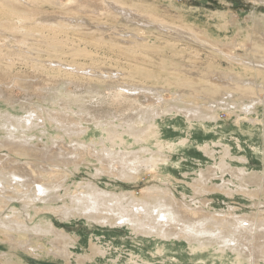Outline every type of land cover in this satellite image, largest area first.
Returning <instances> with one entry per match:
<instances>
[{
  "label": "rangeland",
  "instance_id": "rangeland-1",
  "mask_svg": "<svg viewBox=\"0 0 264 264\" xmlns=\"http://www.w3.org/2000/svg\"><path fill=\"white\" fill-rule=\"evenodd\" d=\"M52 1H41L38 4L36 2L33 5L29 1H22L19 5L8 6L0 0V164L5 163L8 170H15L24 175V179L27 182L30 181V177L33 175L36 178L41 177L40 179L46 180L50 184L48 181L49 172L65 171L67 178L62 185L64 187L68 186L70 192L81 189L79 184H87L89 182L101 189L115 190L116 192H132L135 196H141L148 187L161 186L174 197L176 203L183 209L197 210L199 215L218 218L225 215L229 218V213V219L232 221L234 220L233 216L236 218L239 215H246L253 221L258 218V230H264V182L260 183V179H264V85L261 86L260 84L264 82V77L259 79L260 82L257 85V92L259 93L256 94L257 100H246L242 99L240 94H232L234 98L240 100L235 110L232 104L227 105L225 104L226 102H223L231 98L230 94H220L214 100L209 99L206 93L202 92L204 89H200L202 86L198 80L203 78L206 81L210 80L209 82L218 84L219 80L223 79L222 82H225L224 75L217 74L218 71L213 70V65L218 66L221 70H225L229 68L234 69V66H239L237 63H245L243 65H247L251 61H261V63L258 62V66L260 69L264 68V55L260 54V58L258 53L255 52L258 50L259 45H262L260 41L264 42V0H147L149 5L152 4L151 6L161 13L160 15H168V18L175 21H177L180 15L185 13L191 19L198 18L200 24H205L206 22L204 21H212L211 25L208 26L211 32L210 39L204 33L203 26L199 28L200 32L203 35L205 34V37L209 41H216L219 38L218 40L221 42H218L219 45L217 44L216 46L220 47V50L224 51V53L235 56V59L226 58L220 55V53L218 54V52L211 51V48H205L193 42L190 44L186 43V45L184 40L179 41L174 35H169L162 31H159V33L157 29L153 30L154 28H146V26L141 25L142 23H138L133 19H130V21L129 18L117 12L116 9L109 8L108 12L103 10L102 12L105 11V13L98 15L96 10L99 0ZM80 1L86 2L80 5L78 3ZM209 15L212 19H209ZM227 18L228 23L232 24L231 30L229 29L230 26L226 30L223 24H220L221 20ZM60 23L63 24L60 25ZM212 23L215 25H212ZM58 24L59 26H57ZM142 28H144L143 31H141ZM239 28H243L242 32L255 30L258 33V37L256 36L258 40L246 41L243 48L235 45L236 43L234 44L232 37ZM21 29H28L31 33H24ZM51 29H58V31H55L56 33H53L54 36H57V39L60 38L61 42L56 40L55 43L58 46L54 45L60 49L64 47L62 51H67V54H62L63 57L62 55L56 56L51 54L54 47V40L50 39L53 36ZM199 30L197 29L198 32ZM134 31L135 33L138 32L137 35L140 38L136 34H134L135 36L133 35ZM38 34H42L43 37L41 35L38 36ZM217 35H219L218 38ZM233 38L235 39V37ZM63 41H66L67 44ZM72 41L75 44H72ZM215 41L213 42L215 43ZM143 42L145 43L143 44ZM165 42L175 43L177 56L175 55L176 53L172 54L174 53V49L173 51L172 49L169 51L170 48L166 46ZM230 43L232 44L231 46ZM69 47L73 48L70 49ZM162 47L165 48L163 49ZM71 50L76 54L73 57L71 56L74 52L71 54ZM85 52L89 53L85 55ZM164 53L167 56H164ZM254 54L258 55L259 58ZM52 56L55 59L73 63V69H71V66H66L68 69L64 71L63 69L66 68L64 65H61V70L54 68V65H57L58 62L49 64V60L47 61V59H52ZM170 57L172 58L170 59ZM47 65L50 66L48 67ZM79 66L87 67V69L84 71L80 69L79 71L74 70V67ZM211 67L212 69L210 70ZM140 68L155 73H165L166 84H168L165 86H170L171 90H175L174 86L177 85L172 83L174 81L172 75L176 74L180 77L184 75L185 78L189 75V81H193L192 87H196L192 91L189 89L183 95L180 94L178 98H183V100L175 97V95H179L175 91H161L162 88L157 90L162 93V100L165 99V102L163 101L161 104V108H165V113L161 112L162 115L156 116V125L159 131V142L163 143L164 147H166V151H164L167 154L165 161H163L159 168L145 169L146 171L144 170L137 178L131 180H124L117 176L109 175L110 171H105V169L103 171L102 165H104V161L102 162L97 159L98 157L95 155L96 152L91 143L92 139H98L101 132H99L100 130L92 122L83 124L90 130L82 138L84 143L88 145L86 150L80 146H76L75 141H71L68 136H65L63 140H52L50 138V136H55V133H58L57 125L59 127V124L48 117L47 113H51V115L61 113L63 118L67 119L66 121L68 122L72 121L73 118L79 120L76 113L73 115V112L71 113L70 111L74 110V104L64 102L65 100H60L58 106L52 104L50 98L52 99L55 95V90L59 83L63 86L65 92H71V95L74 97H83L84 99L87 96L83 100V102L85 101L83 105L85 112L81 114L82 116L78 115L85 119H90L89 115L86 116L88 112L91 116H94V114L103 116L106 113H113V106L108 101L109 96L112 95L110 90H116L118 86L120 88L125 83L124 81L139 82L140 80L142 83L145 81L147 84H152L153 80L151 81L149 78L142 76L141 80L138 73H135V70ZM90 69L92 71L100 69L99 73L108 72L112 75L113 73H117V76L120 77L114 83L117 85L111 84L115 87L111 86L112 88L109 87V90L106 87L109 84H104L103 95H106L105 98L102 96V99L96 97L91 99L92 96L89 93L87 95V90L90 87L88 85L97 82L98 76L97 78L94 77L97 80L93 78L91 80L88 76H84L86 79L81 77L83 75L80 73L83 72V74L85 73L84 75H89ZM207 70L209 74L206 72ZM72 72L73 74L71 75ZM176 72H182L183 74L180 75ZM205 75L209 76L206 77ZM72 76L76 77L73 79ZM123 76L124 78H121ZM185 78L179 83H183V85L185 83L186 85V82H183L187 80ZM100 79L99 77L98 81ZM227 80L230 81V77ZM79 81H82V83H79ZM88 82L89 84L87 85ZM222 82L220 81L219 83ZM80 84H83L85 87ZM244 84H247V82ZM73 87L77 88L73 89ZM84 88L87 92L84 91ZM119 88L117 90L121 89ZM145 92L147 93L148 91ZM153 93L154 96L152 98L149 96V100L156 98L157 92L154 91ZM139 98L136 101L132 98L129 100L136 104H141L143 105L141 107L145 108L147 103L146 97ZM241 100L249 103L250 112L246 113V111H243L244 107H239ZM210 101L214 106H210ZM64 103H68L70 106ZM172 103L175 106H172ZM180 103L183 106H191V104L198 103L196 106L198 105L204 110L216 109V116L208 114L205 119H202L204 117H195L192 120L185 116L181 110V112L177 111L176 106ZM171 107L174 108L171 109ZM8 112L14 116L21 117V120L29 116L35 125L30 127L28 126L30 124L24 122L22 127H18L20 122L15 117L10 116ZM132 112L125 111L118 114L126 117L135 113L134 110ZM8 121L10 126L13 124V127H16L17 131L15 130L16 132L14 131V133L20 135L14 134L20 139L8 141L14 144H22L24 148L35 149V155L32 153L33 156L31 154L30 157L24 156L17 151L10 152L11 150L9 151L8 148L3 147L1 141L7 137L6 125L3 123H8ZM72 122L69 125L74 126L75 122ZM25 135L26 140L23 139ZM73 139L77 140L75 137ZM157 142L156 139H151V150L157 149ZM57 145L58 147H56ZM76 150L85 151L82 154H76ZM54 153L57 156H51ZM63 156L78 160L76 163L68 164L60 160ZM221 161H225L227 165L218 170V163ZM100 167L101 171L99 173L96 172ZM239 173L242 176L244 175L243 178L246 179L244 180L246 183L241 182L237 178V174ZM204 178L206 179L204 180ZM202 179L206 183V186ZM61 181L63 179L56 180L59 183ZM25 188L22 187V189ZM7 192H9L7 193L8 195H12L10 190ZM60 192L63 193V188L59 189ZM15 194L13 193L14 196H16ZM13 202L18 208L21 207L18 201ZM61 203L62 201L58 200L54 206L58 207ZM39 204L38 206L42 207L49 203ZM0 206L3 207L1 209L3 216L6 215L5 213H9L10 207H5L4 204ZM57 211L58 209L55 208L54 211L48 210L42 212L43 214L33 215L32 213L31 216H34L32 217L34 219L28 221V224L43 221V216L47 217L55 230L67 236L69 243L67 244L68 246L66 245L65 253L63 250L56 253L55 250V247H65L60 236L50 235L49 241L43 238L36 239L33 241L35 248L32 249L29 246L26 247L25 245L27 244H19L21 240L28 238V233L21 232V234L16 235L14 233V235L9 229L0 226V264H134L135 262L140 264H231L235 259L234 252L230 250L220 252L214 250L215 247L201 250L194 249L193 244H189L183 238L161 239L160 237L133 232L129 227L121 224L111 225L97 222L89 218L86 219L84 216L66 218L62 213ZM15 242L17 245L14 247L13 243ZM53 243L56 244L53 245ZM255 243V246L259 247L260 256L255 259L254 263L264 264V237L258 236ZM15 249L17 250L15 251Z\"/></svg>",
  "mask_w": 264,
  "mask_h": 264
},
{
  "label": "bare ground",
  "instance_id": "bare-ground-1",
  "mask_svg": "<svg viewBox=\"0 0 264 264\" xmlns=\"http://www.w3.org/2000/svg\"><path fill=\"white\" fill-rule=\"evenodd\" d=\"M1 1L5 5H8V6L12 5L13 6V5H19L20 2H22V1H25V2L29 1L33 5L36 2H37L36 4H38V2H41V1L42 2H50L51 0H1ZM54 1L55 0H53L52 2H54ZM85 2L86 1H80L78 3H80V5H81L82 3H85ZM91 3H93V2H91ZM97 5H98V8L96 11H97L98 15L105 13V11L102 12L103 10H106V12H108L109 8L110 9H116L117 12L124 15L126 18H129V20L133 19L134 21H136L138 23L139 22L142 23L141 25L146 26V28L147 27L151 28V29L154 28L153 30L157 29L158 32L162 31L163 33H166L169 35H174L175 37H177L179 39V41L184 40L185 44L186 43L190 44L191 42H193V43L201 45L205 48L206 47L211 48V51L216 52V53L218 52V54L220 53V55H222L226 58H229V59H235L236 58L232 54L224 53V51L220 50L221 49L220 47L216 46L218 44V42H221L220 40H218L219 35H217L218 39H216V41L215 40H212V41L208 40V38L211 35L210 34L211 32H210L208 26L211 25L212 21L211 22L210 21H204V22H206L205 24H200L198 21V18L195 17L196 19H194V18L191 19L190 17H188V14H186V13L183 15H180L179 18L177 19V21H175L173 19L168 18L169 17L168 15L167 16L160 15L161 13H159V11L156 8L151 6L152 4L149 5L147 3V0H99ZM77 6H79V5H77ZM77 6H75V7L77 8ZM210 15H209V17H210ZM213 15H214V13H213ZM116 16H118V15L116 14ZM224 16H225V14H224ZM226 17H228V16L226 15ZM71 18H72V16H71ZM126 18H125V20H126ZM209 19H212V18L210 17ZM53 21H55V20L53 19ZM221 21L222 22H220V24H223V26L226 28V30L229 26H230L229 29L231 28L232 24L228 23V18L223 19ZM96 22H97V20H96ZM200 22H201V20H200ZM258 22H256V23L258 24ZM61 24H63V23H60V25ZM96 24H98V23H96ZM212 25H215V24L212 23ZM57 26H59V24ZM202 26H203V29L205 30L204 33L208 35V38L205 37V34L203 35L200 32L199 28H201ZM61 27L63 28V26H61ZM253 28H255V26H253ZM143 29L144 28H142L141 31H143ZM197 29L199 30V32L201 34L197 31ZM51 30H52V33L55 31H58V29H51ZM242 30H243V28L237 29V31L235 32V35L233 36V37H235V39L232 37L234 44L236 43L235 45L243 48V47H245L246 41H251V40L257 41L258 40L256 38L258 33H256L255 30L249 31V32L248 31L242 32ZM21 31H24V33L27 32V34L31 33L28 31V29H26V30L21 29ZM63 31H65V29H63ZM66 31H67V29H66ZM137 33H135V31H134L133 35L134 34L137 35ZM212 33L214 34V32H212ZM141 34H140V36H141ZM39 35H41V37H43L42 34H38V36ZM58 35H60V34H58ZM166 36H165V38H167ZM50 39L54 40L53 45L54 44L56 45V43H55L56 40L58 42L59 41L61 42V40H59L60 38L57 39V36H54V33H53L52 38H50ZM65 39H67V38H65ZM128 39H130V38H128ZM66 41L65 42L63 41V42L66 43ZM213 41H215V43ZM260 42L262 43V45H259L258 50L256 49L257 51H255L256 53H258L259 56H260V54L264 55V42L262 40ZM71 43L73 44L74 41H72ZM114 43H116V42H114ZM144 43L145 42H143V44ZM231 43H230V46L232 45ZM62 44H61V46H62ZM165 44L167 47L170 48L169 51L171 49L173 51V49H174V53L171 52L172 54L176 53L175 52V47H176L175 43L171 44L170 42H165ZM55 45L52 48L51 54H54L56 56H58V55L61 56L62 54H65L67 52V51H64V52L62 51V49L64 47H62L60 49V48L55 47ZM56 46H58V45H56ZM145 47H146V45H145ZM72 48H70V49H72ZM162 48L164 49L165 47H162ZM205 48H203V49H205ZM49 49H51V48H49ZM73 52L74 51H72L70 53L72 54ZM70 53H68V54H70ZM86 53L88 54L89 52H85V55H86ZM74 54H75V52L73 53V55L71 57H73ZM160 55H161V53H160ZM167 55H168V52H167ZM167 55H165V53H164V56H167ZM175 55L177 56V53ZM258 55L257 56L255 55V56L258 57ZM172 56H174V55H172ZM62 57H63V55H62ZM93 58H95V57H93ZM171 58L172 57H170V59ZM260 58H261V56H260ZM48 60H49V64L53 63V62L54 63L58 62L57 65H59V66H57L56 64L54 65L55 66L54 68H57L58 70L62 69L61 65H64V67L71 66V69H73V65H74L73 63L71 64V63L63 61V60L55 59V58H53V56H52V59L50 58V59H47V61ZM70 60H72V59H70ZM253 60H255V59H253ZM44 61H46V59H44ZM258 62L261 63V61H257V62L251 61L250 64L248 63L247 65H243L245 63H243V64L237 63L239 66H234V69L229 68V69H225V70H221L218 66L213 65L212 66L213 70L216 72L218 71L217 74H223L224 75L223 78H225L226 81L222 82V80H223L222 79V80H219V82L221 81L222 83H219L217 81L218 84H214V82L213 83L209 82L210 80L206 81L203 78L201 80L198 79L199 82L201 83V86H202V87H200V89L201 90L204 89L202 92L206 93L207 97L209 99H212V100H214L220 94L221 95H229L230 94L231 98L229 100H224L223 102H226L225 104H227V105L232 104V107H234L233 108L234 110H235L236 106L238 105L237 103L240 101L239 99L233 97L234 93H236V95L240 94L242 96V99H246V100L250 99L251 101H254L255 99L257 100L258 99V97L256 96V94L258 93L257 92V85L260 82L259 79L264 77V68L260 69L258 66L259 65ZM75 66H77V65H75ZM197 66H200V65H197ZM207 66H209V65L207 64ZM212 67L210 68V70L212 69ZM67 69L68 68L66 67L63 70L67 71ZM79 69L81 71H84L87 69V67H80V66L74 67V70L79 71ZM208 70H209V68H208ZM208 70L206 71L207 73H208ZM99 71H100V69L93 70V71L90 69L89 75H84L85 73L83 74V72L80 73L83 75L81 77L88 76L91 80H92V78L93 79L97 78V76H98V78H97L98 80H99V77L101 78L100 81L95 79V80H97V82L90 83V84H89V82L87 83V85L89 84L88 87L90 86L87 90L88 92L84 88V91L87 92V95L89 93V95L92 96L91 99H93L94 97L101 98V99L103 97L105 98L106 95L105 96L103 95L104 94V90H103L104 84H106V85L109 84V86L105 85L107 87V89L111 86L115 87L114 85H117V84H114V83H116V80L120 78L117 76V73H113V75H112L111 73H108V72H105V73L100 72L99 73ZM115 71H117V70H115ZM109 72H111V71H109ZM94 73H96V74H94ZM135 73H138V76H140V77L142 76L144 78H149L151 81L153 80L152 84H147V82L145 83V81H144V83H142V82H140V80H139V82L124 81L125 82L124 84H122V85L118 84V85H121V87H120L121 89L118 86V88L120 90H117L118 88L117 89L115 88L116 90H113V91L110 90V92H112V95L109 96V98L107 97L109 104H112L113 110L115 111V112L113 111L112 114L106 113V115L103 114V116H98V115L94 114V116H91L90 113L88 112V113H86V116L89 115L90 119H85L84 117H81L82 116L81 114H84V112H85L84 111L85 109L83 108L85 101L83 102V100H85V97H87V96L84 95L85 96L84 99H83V97H78V98L74 97L73 95H71V92L70 93H69V91L65 92L63 89V86H61L60 83L59 84L57 83L58 87H56L55 95L52 97V99L50 98V100L52 101V104L58 106L59 105L58 102L60 100H65L64 102L74 104V110H70V111H71V113L73 112V115H75L74 113H76L77 118H79V120H76L75 118H73L72 121L75 123H74V126H71L69 124L72 121H70V122L66 121L67 119L65 120L63 118V116L61 115V113H56L55 115H51V113L49 111L48 112L50 114L47 113L48 117H50L52 120H54L56 123L59 124V127L57 125V128H58L57 132L58 133H55V136H50V138L52 140L53 139H60V140L62 139L63 140L65 138V136H68L71 141H73V142L75 141L76 146H80V147L84 148L85 150L87 149L88 145H86L84 143L82 138L90 130L88 129L87 126H85L83 124L87 123V122H92L93 125L100 130L99 132H101V135L98 137V139H92L91 143H92V147H94V151L96 152L95 155L98 157L97 159L101 160L102 162L104 161V165H102L103 166L102 170L105 169V171H110L109 175L117 176V177L122 178L124 180H131V179L137 178V176L140 175L145 169L159 168L160 165L163 163V161H165V159H166V155H167L165 152L166 147H164L163 143L159 142V131H158L157 125H156V116L162 115L161 112L165 113L164 112L165 108H161V104L163 103V101L165 99L162 100V93L157 91V90L158 89L160 90V88H162L161 91H164V90L175 91L176 93H179L178 96H176L174 94L175 97L178 98L180 96V94L183 95V93H187L189 91V89L191 91L193 89H196L195 86L192 87L191 84H193V81H189V78H188L189 75L186 78L183 75L182 76L183 79H182V77H180L176 74L178 72L175 73L176 75H172V77L174 79V81L172 79V81H173L172 83L177 84V85L174 84L175 90H171L170 86H165L168 84H166L165 73H163V72L162 73L164 75L161 73H155V72H151V71L145 70L143 68L142 69L140 68V69H136ZM72 74H73V72L71 73V75ZM86 74H87V72H86ZM178 74L182 75L183 73L181 72ZM170 75H171V73H170ZM200 76H202V75H200ZM205 76L207 77L209 75H205ZM75 77H73V79ZM140 77H138V78H140ZM142 77H141V80H142ZM228 77H230V81L227 80ZM121 78H124V76ZM125 78H127V77H125ZM169 78H170V76H169ZM184 78L187 79V80L183 81V82H186V85H185V83H184V85H183V83L182 84L179 83L180 81L184 80ZM218 78H220V77H218ZM58 79H60V78H58ZM79 79H81V78L79 77ZM79 79H77V80H79ZM103 79H105V80L103 81ZM67 81H69V80L67 79ZM122 81H123V79H122ZM129 81H131V80H129ZM84 82L86 83V80ZM246 82H247V84H244ZM79 83H82V81H79ZM111 84H114V85H111ZM260 84H261V86H263L264 82H261ZM53 85H52V87H54ZM76 85L78 86V84H76ZM81 86H84V85L82 84ZM81 86H79V87H81ZM178 87H179V89H178ZM74 88H77V87H73V89ZM230 89H234V90L231 91ZM45 90H46V88H45ZM145 91H148V92L146 93ZM154 91L157 92L156 98H154V100H152V99L149 100L150 99L149 96H151V98H152V96H154L153 95ZM229 91H231V92H229ZM74 92H73V94H74ZM195 94H197V93H195ZM108 95H110V94H108ZM174 95H173V98H174ZM139 97H146L147 103H146L145 108L141 107L143 105L136 104L135 102L129 100L130 98H132L136 101ZM180 99L183 100V98H180ZM140 100H142V99H140ZM220 100H221V97H220ZM108 101H106V102H108ZM143 101H144V99H143ZM175 101H174V103H175ZM103 102H104V99H103ZM177 102H179V101H177ZM68 103H66V104L64 103V104L68 106L69 105ZM109 104H108V106H109ZM196 104H198V103H194L193 105L191 104V106H189V105L183 106L182 103H180L178 106H176V108L178 109L177 111L181 110L184 113V115L190 119L195 118V117H200V118L204 117L202 119H205V117L208 114H213L214 116H216V109L204 110L202 107H200L198 105L196 106ZM248 104L249 103L241 100V102L239 103V107H241V108L244 107L243 111H246V113H248L251 111V108H249ZM223 105H224V103H223ZM172 106H175V105H173V103H172ZM210 106H214V104L211 102ZM59 108H61V106H59ZM67 108L71 109L69 107H67ZM86 108L88 109V107H86ZM172 108H174V107H171V109ZM87 109H86V111H87ZM110 110H111V108H110ZM132 110L135 111V113L133 115L131 114V115H128L126 117H122L124 115H122V116L119 115L120 113L125 112V111H131L132 112ZM56 111H59V110H56ZM95 111H96V109H95ZM8 114H9V112H8ZM78 114H80L81 116ZM91 114L93 115L92 112H91ZM107 114H109V115H107ZM9 115L12 116L13 118L15 117V119L21 123V124L20 123L18 124V127H22L24 122L30 124V125H28L30 127L35 125L34 121H32L29 116L24 118V119L22 118L23 120H21V117L14 116L13 114H9ZM33 115H35V113H33ZM100 115H102V114H100ZM65 117H66V115H65ZM35 118H37V117H35ZM3 124L6 125L5 128L7 130L6 139L1 141V144L3 145V147L8 148L9 151L11 150L10 152L17 151V152L21 153L22 155L29 156V157L31 155L33 156V154L36 153L34 151L35 149L32 150V149H29L27 147L24 148V146L22 144H18V143L14 144V143L8 141V140L12 141V140L20 139V138H17V136H15L17 133H14V131L15 130L17 131V129H16V127H13V124L10 126L9 121H8V123H3ZM18 129H20V128H18ZM24 132H25V130H24ZM18 136H20V135H18ZM73 137H75L77 140L73 139ZM23 139H25V140L27 139L26 135H25V137H23ZM151 139H156V141H158L156 150H151V148H150ZM56 147H58V145ZM85 150H81V151L76 150L77 151L76 154H82V152ZM74 151H75V149H74ZM50 154H51V151H50ZM66 155H68V154H66ZM51 156L54 157L57 155H56V153H54ZM63 158L61 157L60 160L66 162L68 164L76 163L78 160L76 158L70 159L68 157H67L68 158L67 159L64 156H63ZM218 164H219L218 170H220V168H223L227 165L225 163V161L224 162L221 161ZM100 171H101V167L96 170V172H98V173ZM47 172H49V171H47ZM57 172H59V171H56L53 173L49 172L48 181L50 182V184L48 182H46V180L40 179L41 177L36 178L33 175H32V177H30V181L27 182L26 179H24L25 178L24 175L16 172L15 170H8L7 164H5V163L0 164V193H1L0 194V205L4 204L5 207H10V209L8 208L9 213H5L6 215L3 216L1 214V209L3 207L0 206V226L2 228L9 229V231L13 232V234L15 233L16 235L19 233L21 234V232L28 233V238H25V240H21L19 242L20 245L27 244V245H25L26 247L29 246L30 248L33 249V248H35V244H33V241L36 239L43 238L44 240L49 241L50 235L60 236L62 238V242L64 243L65 247H62V248L55 247V250H56V253H57V251L60 252L61 250H63V252H64L65 248H67V246H68L67 244L69 243L67 236H65L64 233L55 230L53 224L50 222V220L47 219V217L45 218V216H43V218H42L43 221H36L34 223L28 224V221L34 219V218H32L34 216H31L32 213H33V215H38V214H41L42 212H46L48 210L54 211L55 208H57L58 209L57 212L62 213V215L66 218H69V217L73 218L76 216H84L86 219L89 218V219L95 220L97 222H104V223H108L111 225H114V224L120 225L121 224V225L129 227L130 229L133 230V232L135 231L137 233L144 234V235H151V236H155V237H160L161 239L162 238H165V239H167V238H183L189 244H193L194 249H200L201 250V249H208L209 247H215L214 250L220 251V252H224L225 250H230V251L234 252V257H235L234 261H232L231 264H255L254 263L255 259L260 256L259 255L260 254L259 253L260 252L259 247L255 246V244H256L255 241H256V238L258 236L264 237V230H260V231L258 230V227H259L258 223H257L258 218H256L255 221H253V220L249 219V217H247L246 215H241V216L239 215V217H236V218L232 215L233 216L232 218L234 219L232 221L231 219H229L230 218L229 213H228L229 218H227L226 215L223 217H219V218L213 217V216H207V215H199L197 210H186V209L181 208L176 203L174 197L172 195H170L169 193H167L168 191L165 190L161 186L148 187L145 189L144 193L141 196H135L134 193H132V192H125V191L116 192L115 190L101 189L98 186L94 185L93 183L89 182L87 184H81V185L79 184L81 189H79V190L76 189V190L70 192L68 186L64 187V185H62V184H64L63 182L67 178V173H65V171H62V172L60 171L59 173H57ZM6 175H8V176H6ZM203 176H201V177H203ZM243 177H244V175L242 176L240 173L237 174V178H239V180H241V182L242 181L244 182V180H246ZM59 179H63V181H61L60 183L56 182V180H59ZM205 179L206 178H204V180ZM204 180H203V182H204ZM262 182H264V179H260V183H262ZM244 183H246V181ZM31 186H33V187H31ZM202 186H203V184H202ZM205 186H206V183H205ZM239 186H241V185H239ZM22 187H26V188L22 189ZM30 187H31V189H30ZM61 188H63V193H61V192L59 193V189H61ZM8 190H10L12 195H13V193H16L15 194L16 196L8 195L7 194V193H9V192H7ZM58 200H61L62 203L58 207H56V205L54 206V204ZM13 201H18L20 203L21 207L18 208L14 204ZM39 203H45V204L49 203V204L41 207V206H38V205H40ZM15 240H16V238H15ZM12 242H14V241H12ZM37 243H39V242L37 241ZM7 244H9V243H7ZM13 244H14V247L17 245L16 242ZM54 244H56V243H53V245ZM11 247H13V246H11ZM14 247H13V249H14ZM16 250L17 249H15V251ZM6 260H7V258H6ZM6 260H4V261L6 262ZM10 263H12V262H10ZM134 264H140V263L135 262ZM141 264H143V263H141Z\"/></svg>",
  "mask_w": 264,
  "mask_h": 264
}]
</instances>
